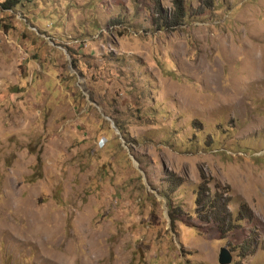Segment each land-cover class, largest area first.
<instances>
[{"label":"rangeland","instance_id":"374dc122","mask_svg":"<svg viewBox=\"0 0 264 264\" xmlns=\"http://www.w3.org/2000/svg\"><path fill=\"white\" fill-rule=\"evenodd\" d=\"M180 4L0 6V264H264V0Z\"/></svg>","mask_w":264,"mask_h":264},{"label":"trees","instance_id":"16d2710c","mask_svg":"<svg viewBox=\"0 0 264 264\" xmlns=\"http://www.w3.org/2000/svg\"><path fill=\"white\" fill-rule=\"evenodd\" d=\"M174 2L175 5H179V6H177V11L173 13L169 19L163 18L164 21L163 23L166 24L165 25L166 27L179 24L186 15L184 10L182 9L181 6L182 4H180V0H174ZM21 3L22 0H4L3 2L0 3V6L2 9H6V8H13L17 4H21ZM196 202L197 203L201 202L202 207L204 209L206 208L205 213L202 215L204 220L215 221L216 223L220 224V229L223 231H226L224 230L225 227H229L227 228V231L235 227V221L233 222L232 213L228 208L229 200L227 199V197L223 196V194L221 193L211 195L209 193V189L206 187V183L204 182L200 183L197 188ZM243 218H250V212L248 211L245 204L240 205V207L238 208V212L235 217V220H240ZM240 247L242 249H246V251L248 249L245 247V243H243Z\"/></svg>","mask_w":264,"mask_h":264},{"label":"water","instance_id":"95a60500","mask_svg":"<svg viewBox=\"0 0 264 264\" xmlns=\"http://www.w3.org/2000/svg\"><path fill=\"white\" fill-rule=\"evenodd\" d=\"M232 260V255L227 247L223 246L219 250L218 254V263L219 264H228Z\"/></svg>","mask_w":264,"mask_h":264}]
</instances>
